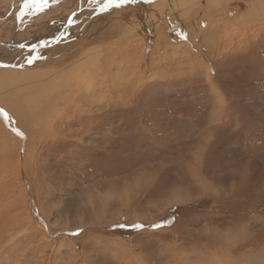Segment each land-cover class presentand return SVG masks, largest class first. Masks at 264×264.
Instances as JSON below:
<instances>
[{"label": "rangeland", "instance_id": "obj_1", "mask_svg": "<svg viewBox=\"0 0 264 264\" xmlns=\"http://www.w3.org/2000/svg\"><path fill=\"white\" fill-rule=\"evenodd\" d=\"M24 1L0 0V43L9 39ZM181 1L182 8L168 13L161 0L124 6L141 11L153 3L159 16H167V27L159 21L158 30L148 25L125 33L121 26L110 38L107 21L92 16L64 30L57 50L40 54L38 63L26 62L31 71L57 72L66 65V54L96 37L109 40L91 46L118 51L104 76L95 67L80 71L103 78L101 89L107 88L109 97L96 84L88 93L90 106L80 101L67 110L71 103L63 106L65 97L52 93L61 82L71 97L64 80L44 91L47 118L57 122L32 134L26 163L7 132L24 141L25 135L0 113V157L16 171L19 202H27L32 225L49 237L41 251L40 235H28L32 246L23 240L25 246L1 264H227L220 256L207 258L211 231L222 239L214 250L228 254L230 263L264 264V4L247 16L251 0H211L201 11L198 0ZM82 2L90 0H50L35 16L24 7L14 44L22 49L20 44L26 48L55 36L68 9ZM215 19L213 29L203 27ZM35 26L43 31L34 32ZM159 32L170 34L169 41L153 47L152 35ZM8 50L0 53V67L10 65ZM39 62L50 66L35 68ZM64 71L77 84L74 59ZM115 78L128 80L124 94ZM194 173L200 177L196 185Z\"/></svg>", "mask_w": 264, "mask_h": 264}, {"label": "bare ground", "instance_id": "obj_2", "mask_svg": "<svg viewBox=\"0 0 264 264\" xmlns=\"http://www.w3.org/2000/svg\"><path fill=\"white\" fill-rule=\"evenodd\" d=\"M161 1L168 5V7H165L167 13L168 11L170 12L172 8L175 9L182 8L184 5V3H180L182 2L181 0H161ZM198 1L200 2L199 6H202V8L200 9L201 11L205 7V5L208 4L211 0H198ZM25 2L26 1H24V3H22L19 6L18 13L16 12V15L18 14V18L15 15V22H17L16 23L17 25L9 32L8 35L9 39L5 42L0 43V53L4 52V50L5 51L8 50L10 46L15 47V49L13 50L10 51L8 50L9 53L7 54V56L10 59V61H8L10 65L7 66L5 64V66L0 67L1 68L0 87L5 88L3 90L2 89L0 90V106L6 112L9 121L12 122V123L10 122L11 124L9 123V125L14 126V129H17L18 132H22L23 136L25 135L24 137L25 141H24L23 139L17 138L15 134L12 135L7 132L9 137L16 140L18 146L21 147L22 149L21 157L22 155H24L23 157V161H25L24 163H26V161L30 159L29 158V155L31 153L30 141L32 134L36 133L40 128H42L41 127L42 125L48 127L49 125L53 126L51 123L57 122V119L53 121L52 118L50 119L47 118L49 114V110L46 109L47 107H45V103L49 100V93L45 94L44 91L51 86H56L57 80H64L65 88L68 89L69 91L70 89L72 90L71 97H68L66 94H64L65 91L61 82H60L61 85L57 86L56 91H52V93L58 95L59 97H65L63 100H60L62 103L65 102L63 106L71 103L72 106L67 105L63 108L67 110L77 107L80 101H82L83 105L90 106L92 104V102H90L91 99L89 98L91 95H89L88 93H90L93 87L96 88V84H100L99 86L97 85V87H100L99 91L105 93V95L109 97L111 94L107 93L108 89L107 88L101 89L104 83L103 78L99 81L93 80L91 72L80 73V71L84 67H90V68L95 67L97 72L100 75L104 76L105 75L104 72L106 73V70H109L106 68L112 67L114 58L115 56H117L118 51L116 50L115 51L116 53H114L112 51V48L107 45L105 47L100 46V44L98 46L97 45L91 46V44L95 41H97V43L98 42L104 43V41L109 40V39L104 40L101 37L104 41H98L97 37L92 38L89 41V46L88 44L87 46L81 45V47L77 51L66 54L64 57L65 60H67L66 65L60 67L59 70H57V72H53V73L39 72L34 70L31 71L30 68L28 70L27 68L29 67L28 64L27 66L25 65L28 59L35 57L33 59L34 62L33 64L38 63L39 59L42 58V57L40 58L38 57L40 54L43 55L46 54L48 56L49 53H52L54 52V50H57L56 49L58 46L57 43L59 44L61 43L62 40L61 35L63 34L64 30L70 28L71 26L78 28L80 25L82 26V23L83 24L85 23V21L83 22L82 20L86 18H91L92 16L93 17L91 19L95 18L96 20L99 18L100 21L101 20L107 21L106 23L107 34H105V36H108L110 38L113 37L117 31H119L118 28H120L121 26L124 27L125 33L127 32L133 33L134 29H138L139 27H141L142 29L143 27H148V25H151L152 29L158 30L159 28L157 23H159V21L160 22L163 21L165 25L167 24L166 22L168 21L167 16L164 17L159 16L162 13V11L161 9L159 11L160 7L154 6L155 4L153 3H149V4L145 3L141 11L131 9L132 6L130 8L124 9L125 8L124 6L125 5L127 6L128 4H122L120 7H115L112 10H110L111 8H109L108 9L109 11L108 10L104 11L101 10V8L97 4H94L92 0H90V2H82L80 7L76 8L75 6L78 5L76 3V5L68 9L70 12L66 15L63 23L60 24L61 28L54 33L55 36L52 35L50 39L47 38L45 40L43 38L42 40L30 43L31 45L30 44L29 46L27 45L26 48L19 49L14 44L13 39L14 36H16V34L18 33V31L21 29V26L18 25L19 24L22 25L23 15L25 13L24 12ZM132 4L135 3H131L130 5ZM263 4H264V0H251L248 7L249 10H247L246 15L251 16L253 13L257 12V10ZM73 12L76 13V15L72 17L74 23L69 25L68 17H70ZM129 12L132 13L129 14ZM191 17L192 16H190V22L192 20ZM217 19L209 21L203 27H209V31H210V29H213L214 26L217 25ZM50 20L52 21L55 19H50ZM147 20H149V22H147ZM47 23H50V21L48 20ZM192 23L196 24L197 22L192 20ZM98 24H100V22H98ZM101 26H105V24H101ZM167 26L168 25H166V27ZM22 29L28 32L30 31L31 26H24ZM179 29L181 32H185V33L188 32V29H186L183 25H180ZM42 31H43L42 28L38 29L37 27L34 30V32H42ZM199 31L202 32L201 28H199ZM57 37H60L59 40H57ZM169 37L170 34L168 35L165 34L164 36H160V32L158 33V36L155 37L153 33L151 45L153 47L158 45L165 46L169 41L168 40ZM161 38H163V41L161 40ZM41 41H44L46 43L42 44ZM53 41H57V42H53ZM121 42L122 41H120L119 45L121 44ZM32 45L36 46L35 50L32 49ZM118 50H120V48ZM105 55L108 58L103 59ZM70 57H74L73 59L77 64L78 73L74 74L75 78L77 76L76 78L77 84L75 81H72L71 74L69 73V71H64V69L73 62V59H69ZM5 60H7V58ZM8 62L7 64H9ZM49 63L50 62H46V63L39 62V65L35 66V68L43 67V66L48 67L50 66ZM60 70L62 72H59ZM116 80L117 78H115L114 81ZM127 82L128 80H126V82L124 81L120 83L116 81L114 84L117 85L119 84L121 86V89L123 90L121 92H123L124 94L125 93L124 86ZM66 83H67V87H66ZM82 83L84 84V86L81 85ZM78 95H80L81 97ZM79 98H83V99H79ZM1 115L2 114H0V119H3ZM6 162H7L6 157H2V158L0 157V264L2 263V261H10L12 256L15 255V250H17L19 247L25 246L23 245L25 243V241L23 242V240H26V244L28 243V246L31 247L32 246L31 237H34L36 234H38L37 236L40 235L39 237L43 243L42 244L43 246L40 249L42 251L46 248L45 242H47V239L49 238L48 237L46 239L45 235L43 234L44 229L40 230L38 225L37 226L34 224L32 225L31 216L29 213L30 210L27 207V202L26 201L23 203L19 202L18 194L20 189L18 190L19 186L17 182L16 183L14 182V177H13V175L16 176L15 174L16 171L14 169L13 170L8 169L10 164L5 165ZM191 179L194 181L195 185L200 182L199 174H196V176L193 175ZM24 185H21L23 186L22 189L26 188ZM218 234L219 233H217V231H211V234L208 235L207 241H212V244H211V248H209L208 251L210 255L207 258L210 257L211 259L218 260L220 256V258H224V260H227V264H232L229 262L228 254L222 253L220 252V250L218 252L214 250L216 247L214 244H219L220 241L222 240L221 236ZM24 235L26 237L25 239H22ZM28 235H30L31 237H29ZM215 236L216 237L218 236L217 239ZM52 250L54 254L59 253L57 248H54ZM174 264H187V261L181 262L178 260Z\"/></svg>", "mask_w": 264, "mask_h": 264}, {"label": "snow or ice", "instance_id": "obj_3", "mask_svg": "<svg viewBox=\"0 0 264 264\" xmlns=\"http://www.w3.org/2000/svg\"><path fill=\"white\" fill-rule=\"evenodd\" d=\"M52 3H58L59 0H51ZM92 2L94 4H97L101 10H108L109 8H112V7H120L122 4H129V3H135V0H92ZM49 3H50V0H26L25 4H24V7L25 8H31L33 9L32 11V15L35 16L37 13H41V12H44L45 9L49 6ZM76 15L75 12L72 13V15L70 17H68V24L71 25L74 23L72 17H74ZM60 37H57V40H59ZM53 42H57V41H53ZM42 44H45L46 42L44 41H41ZM20 48H24L25 45L24 44H20L19 45ZM35 45H32V49L35 50ZM33 58H30L27 60V62L29 64H31L33 62ZM0 113H3V109H0ZM15 131V129H14ZM171 219H174V217H172ZM171 219L170 220H165L163 221L162 223H157V224H153L151 225L150 227L152 228H158V227H161L162 224H168L171 222ZM118 227H125V225L123 224H120V225H117ZM131 227L135 228V229H142L145 227V225L143 224H134L132 225ZM81 230L80 229H77L75 233H69V235H75V234H78Z\"/></svg>", "mask_w": 264, "mask_h": 264}]
</instances>
